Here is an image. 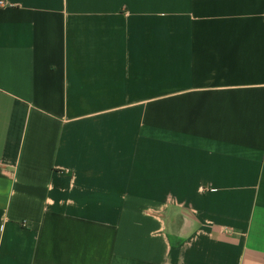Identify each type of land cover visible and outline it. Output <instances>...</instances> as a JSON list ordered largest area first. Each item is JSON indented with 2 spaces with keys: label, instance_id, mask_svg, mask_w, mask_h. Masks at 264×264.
Wrapping results in <instances>:
<instances>
[{
  "label": "crops",
  "instance_id": "obj_1",
  "mask_svg": "<svg viewBox=\"0 0 264 264\" xmlns=\"http://www.w3.org/2000/svg\"><path fill=\"white\" fill-rule=\"evenodd\" d=\"M0 1V264H264V0Z\"/></svg>",
  "mask_w": 264,
  "mask_h": 264
},
{
  "label": "built area",
  "instance_id": "obj_2",
  "mask_svg": "<svg viewBox=\"0 0 264 264\" xmlns=\"http://www.w3.org/2000/svg\"><path fill=\"white\" fill-rule=\"evenodd\" d=\"M1 3H2V1H0V4ZM263 17H264V13H263ZM207 188H208V186L207 185H204V186L201 187V190L205 191Z\"/></svg>",
  "mask_w": 264,
  "mask_h": 264
}]
</instances>
